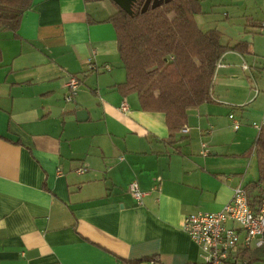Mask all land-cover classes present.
Instances as JSON below:
<instances>
[{"label": "crops", "instance_id": "1", "mask_svg": "<svg viewBox=\"0 0 264 264\" xmlns=\"http://www.w3.org/2000/svg\"><path fill=\"white\" fill-rule=\"evenodd\" d=\"M199 1L198 27L218 32L227 49L209 100L188 110L187 132L172 135L162 112L116 89L125 70L107 21L113 1L32 0L15 32L0 31V264L203 263L183 217L219 211L233 188L258 177L264 0ZM255 249L237 256L264 264L247 262Z\"/></svg>", "mask_w": 264, "mask_h": 264}, {"label": "trees", "instance_id": "2", "mask_svg": "<svg viewBox=\"0 0 264 264\" xmlns=\"http://www.w3.org/2000/svg\"><path fill=\"white\" fill-rule=\"evenodd\" d=\"M144 2L136 0L132 14L115 4L117 11L107 19L115 29L125 70V81L116 89L122 96L135 94L141 110L162 112L172 135L186 123L190 108L209 100L216 62L227 48L220 44L218 32L198 27L199 0H169L141 11ZM31 3L0 0V31L15 32ZM255 156L258 177L244 188L254 211L264 201V125L255 140ZM260 257L264 245L245 256L247 262Z\"/></svg>", "mask_w": 264, "mask_h": 264}, {"label": "built area", "instance_id": "3", "mask_svg": "<svg viewBox=\"0 0 264 264\" xmlns=\"http://www.w3.org/2000/svg\"><path fill=\"white\" fill-rule=\"evenodd\" d=\"M92 68V65H89ZM109 70V66H104ZM80 81L76 76H69L64 96L66 102H71L77 94ZM127 105L122 102L120 110L127 111ZM231 117V116H230ZM259 131L264 120L254 123ZM238 124L234 123V128ZM187 127L182 126L181 132H187ZM201 154H208L206 143H201ZM85 168H78V173L85 172ZM131 196L141 201L144 195L138 188L136 182L128 185ZM182 231L199 247L203 253L202 264H243L237 256L239 248H258L264 245V201L260 203L257 210H252L245 190L239 185L233 188L230 199L219 211H198L183 217ZM151 264H157L152 261Z\"/></svg>", "mask_w": 264, "mask_h": 264}, {"label": "water", "instance_id": "4", "mask_svg": "<svg viewBox=\"0 0 264 264\" xmlns=\"http://www.w3.org/2000/svg\"><path fill=\"white\" fill-rule=\"evenodd\" d=\"M114 4H116L120 9L124 10L128 14H132V6L135 3L136 0H111ZM169 0H145L141 11H145L148 6L156 7L160 6L163 3L168 2ZM77 119L78 120H84L87 118V113L85 110H78L76 112Z\"/></svg>", "mask_w": 264, "mask_h": 264}, {"label": "rangeland", "instance_id": "5", "mask_svg": "<svg viewBox=\"0 0 264 264\" xmlns=\"http://www.w3.org/2000/svg\"><path fill=\"white\" fill-rule=\"evenodd\" d=\"M81 90H84L85 91V88L82 86V89ZM84 98L85 99H88V100H90L92 103H93V106H92V108L95 106V104H94V101H95V99L92 97V95L90 94V92L89 93H87L86 92V94L84 95ZM70 103H73V102H70ZM85 110V109H84ZM244 189V188H243ZM245 190V189H244ZM246 192V191H245ZM247 194V193H246ZM247 198H248V195H247ZM248 201H249V199H248ZM243 261V260H242ZM243 264H244V262H243ZM258 264H261V262H259Z\"/></svg>", "mask_w": 264, "mask_h": 264}]
</instances>
